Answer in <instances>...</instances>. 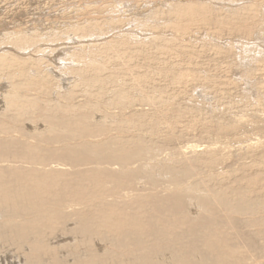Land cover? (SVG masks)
Returning <instances> with one entry per match:
<instances>
[{
  "label": "bare ground",
  "instance_id": "bare-ground-1",
  "mask_svg": "<svg viewBox=\"0 0 264 264\" xmlns=\"http://www.w3.org/2000/svg\"><path fill=\"white\" fill-rule=\"evenodd\" d=\"M73 1L67 21L30 27L26 20L0 33V64L9 72L0 77V248L11 247L16 258L4 251L0 264H170L172 256L173 264H264V185L250 184L264 179V167L245 165L264 162V56L245 64L255 85L238 105L226 50H195L192 29L176 22L201 12L210 26V4L145 0L141 9L136 0ZM209 1L242 2L221 23L240 31L232 45L240 54L263 51L264 0ZM132 23L140 29H123ZM167 31L174 36L166 45ZM149 32L148 43L134 45L139 52L126 46ZM249 34L260 42L252 45ZM192 86L210 87L229 109L219 141L201 152L202 144L189 145L199 155L187 168L185 150L166 154L149 139L176 144L166 137L176 126L168 111ZM162 164L165 179L183 186L170 203L142 194ZM44 167L74 168L93 187L61 180L55 169L36 171ZM242 228V245L231 243L228 229L239 240Z\"/></svg>",
  "mask_w": 264,
  "mask_h": 264
},
{
  "label": "rangeland",
  "instance_id": "rangeland-1",
  "mask_svg": "<svg viewBox=\"0 0 264 264\" xmlns=\"http://www.w3.org/2000/svg\"><path fill=\"white\" fill-rule=\"evenodd\" d=\"M8 1V2H7ZM31 1V2H30ZM64 1V2H63ZM0 0V33H3V31H7V29L12 28L17 22V25H28L30 27L33 26H43V21L48 22V24H52L54 18L60 17L59 20L61 21H67L68 15L73 14V0H68L70 3L67 2V0ZM135 0H129V4H133ZM147 2L151 0H146ZM145 0H136V3L141 2L140 8H147L149 4L145 3ZM15 2V3H14ZM48 2V3H47ZM169 3L175 2V0H168ZM206 3L211 5V9L209 14V20L211 21L210 26L203 25L200 22V18L202 17V13L194 14V15H184L182 14L181 18L176 21L180 24V26H187L192 29L193 34H191L188 38V43L197 51H200L201 49H204L206 46H209L211 48H214L215 51H223L226 54L225 56H229L228 61V67L227 70L230 73L231 78V84L228 89H230L233 97V100L238 105L244 104L246 101H248V93L247 88L248 86H254L255 85V79L251 80L248 78L250 69H245L247 65H251L252 63L255 65L257 63V59L264 56V47L262 48L263 51L260 53H257V50L250 51V50H243V52L240 54V51L238 49H234L232 47L233 42H236L237 39L240 37V31H234V32H228L226 30L225 23H221V20H224L229 17L235 16V14L239 11V5L242 2H235L233 4H227L228 2H212L210 3L209 0H196L194 3V6L198 8V3ZM28 3V4H27ZM44 3V4H43ZM55 3V4H54ZM159 3V2H157ZM240 3V4H239ZM249 0L244 1L243 4H249ZM6 4V5H4ZM54 4V5H52ZM152 4V3H151ZM66 5V6H65ZM28 6V7H27ZM50 6V7H49ZM127 5L123 4V7L125 8ZM135 6V4H134ZM35 7V8H34ZM264 7V5H263ZM27 8V9H26ZM50 8V9H49ZM57 8V9H56ZM23 9V10H21ZM56 9V10H55ZM154 9V8H153ZM15 10V11H14ZM54 10V11H53ZM69 11V12H68ZM121 11V10H120ZM119 11V12H120ZM47 13V15H46ZM64 14V15H63ZM264 14V13H263ZM58 15V16H57ZM138 16H140L138 14ZM143 16V15H142ZM65 18V19H64ZM143 18V17H142ZM35 19V20H34ZM64 19V20H63ZM21 20V21H20ZM24 20V21H23ZM21 22V23H20ZM30 22V23H29ZM50 22V23H49ZM9 23V24H8ZM15 23V24H14ZM29 23V24H28ZM33 23V24H32ZM40 23V24H38ZM136 23V22H135ZM135 23H132V26L127 25L123 29H128V27H133L134 30H139L140 28H144V22L135 25ZM14 24V25H13ZM38 24V25H37ZM57 25V24H56ZM142 25V26H139ZM3 28V29H2ZM138 28V29H137ZM146 28V27H145ZM138 32V31H137ZM110 35L108 38H112L113 40L115 37L118 36V34H107ZM117 35V36H115ZM144 38L141 36L136 37V40L131 43L130 45H126L128 47H135L136 51L139 52L141 50V47H136L134 45L148 43L149 38H151V32L149 33H143L142 34ZM114 36V37H113ZM173 33L166 32V45L167 42L173 39ZM119 37V36H118ZM117 37V38H118ZM247 38H250L249 42L253 43L260 42L256 38V34L247 36ZM256 39V40H255ZM116 41V38L114 39ZM113 40V41H114ZM180 42L177 40L175 43H173V46H178ZM229 45V46H228ZM3 49V46H0V50ZM167 49V46H166ZM231 49V50H230ZM112 54H115L117 50H110ZM238 51V52H237ZM260 55V57H259ZM112 56V55H110ZM256 57V58H255ZM6 63H9V59L6 58ZM247 64V65H245ZM7 66L0 64V77H3L2 71L8 74ZM166 70L171 71L170 68L166 67ZM12 72H17L15 68H13ZM168 76V75H166ZM251 80V81H250ZM250 81V82H249ZM249 82V83H247ZM250 84V85H249ZM171 88L179 91L182 88L181 84L174 83L171 85ZM199 89L201 91H206L208 95H211L213 98L209 100L208 98H202L199 94ZM243 101V102H242ZM222 101L219 100L218 93L211 89L210 87H205L202 89V87H191L187 92L184 93V98L177 100V103L172 105L169 108L170 113H172V120L171 123L175 124V128H172L171 131L166 133V137L174 138L176 139V144L173 146H163L161 147L162 143L161 141H156L155 144L153 143L154 140H158V138L152 139V141L149 139V142H151L152 145L155 146L156 149L164 150L167 153L175 152L177 150H185L186 151V160L187 165L189 168L190 164H192V159L199 155L198 151H202L204 149L203 146L207 145V142L212 141H219L217 140V135L220 132V128L223 126H227L226 118H224L223 113L226 112L227 109H229L228 102L221 103ZM242 102V103H241ZM234 110V109H232ZM234 118V117H233ZM232 118V119H233ZM219 122V123H218ZM199 124L198 127H194V124ZM208 123V125H207ZM205 130H210L213 134L207 133ZM208 135L212 136V139L210 140ZM235 134H229L228 136H233ZM161 144V145H160ZM194 144H202L201 147H199V150L196 152H192L190 150L189 145ZM166 163H168L167 157H166ZM253 164V165H252ZM256 164V165H255ZM245 165H251V168L254 166L255 168L252 169H258L263 168L264 162H256L251 163L248 162ZM166 167V164H162L158 166L157 170H154L155 173L151 176L145 179V188L144 191H142L143 196L145 197H155L157 199H163L166 196V200L168 203H170V199L173 198V192L177 190H181L183 186L174 185L169 182V177L163 176L164 171L163 168ZM241 167V166H237ZM43 170L37 169L38 173H44V171H51L56 170L59 173L58 178L61 180H67V181H73L74 185H81L85 186L87 184H90V188L92 189L93 184L90 179L78 177L73 175L74 172L77 170L74 168L69 169V167L63 168H40ZM58 175V174H56ZM194 178V182L196 180V177ZM253 183V184H251ZM92 184V185H91ZM251 186H262L260 184L264 185V179L252 181L250 182ZM152 188V189H151ZM193 188V185L191 186ZM190 188V189H191ZM109 200H111V197H107ZM114 199V198H113ZM171 207L172 205L169 204ZM157 209V208H155ZM129 209H127L128 211ZM133 212L135 211L132 210ZM159 215V214H158ZM172 218L175 217V215L171 216ZM163 218L161 219V221ZM231 235V243L239 244L240 246L243 243V236L241 237V234L246 232V228H242V230H238V234L240 235L241 239L238 240L239 237L234 236L236 235V232H233V230L228 229ZM197 237V236H195ZM237 238V239H235ZM198 240V237L196 238V241ZM242 240V242H241ZM65 241V240H63ZM67 241V240H66ZM179 243L175 244H168V247L171 246H177ZM4 248V249H3ZM0 248V254L10 256L11 261H16L15 257H12L11 255H14V251H10L8 247ZM7 248V250L5 249ZM13 250V249H12ZM11 252V253H10ZM242 252L245 254L244 248H242ZM168 260V258L166 257ZM173 261H170V264H173V262H176L177 258L175 256H172ZM194 261H199V258L193 257ZM70 262L72 261L71 258L68 259ZM10 261V260H9ZM254 262V260H251ZM167 264V262H166Z\"/></svg>",
  "mask_w": 264,
  "mask_h": 264
}]
</instances>
